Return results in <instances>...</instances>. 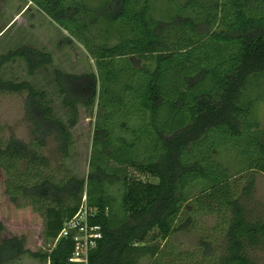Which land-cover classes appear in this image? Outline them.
Wrapping results in <instances>:
<instances>
[{
    "label": "trees",
    "instance_id": "obj_1",
    "mask_svg": "<svg viewBox=\"0 0 264 264\" xmlns=\"http://www.w3.org/2000/svg\"><path fill=\"white\" fill-rule=\"evenodd\" d=\"M29 1L67 31L69 41L84 46L96 73L54 69L67 124L44 92L0 78L2 90L26 93L32 125L29 144L15 138L0 144L4 192L15 207L29 206L42 218V237L52 244L32 251L25 236L9 235L0 239V262L27 253L39 264H83L68 260L71 238L54 239L85 193L95 210L90 222L101 231L86 264H138L146 256L150 264H173L183 255L167 241L197 213L216 221L201 234L202 257L195 264H256L250 252L264 251V219L250 218L242 199L254 186L253 171L264 172V130L251 119L248 95L250 83L264 78V0H187L175 4L169 25L150 14L147 0H102L95 7L88 0ZM100 21L121 26L123 34L98 42ZM15 57L30 71L51 62L48 53L21 46L0 55V65ZM78 105L91 116L96 107L89 171L86 178L68 171L55 178L44 172L43 137L53 133L65 151ZM126 109L137 120L133 140L121 135L125 124L116 121ZM226 144L248 160L243 185L212 157ZM128 168L156 181H143ZM110 176L121 181L117 205L106 188ZM200 180L208 185L191 198L186 191Z\"/></svg>",
    "mask_w": 264,
    "mask_h": 264
},
{
    "label": "rangeland",
    "instance_id": "obj_2",
    "mask_svg": "<svg viewBox=\"0 0 264 264\" xmlns=\"http://www.w3.org/2000/svg\"><path fill=\"white\" fill-rule=\"evenodd\" d=\"M147 1L149 2L150 14L169 25L176 14L175 4L187 0ZM88 2L90 6L95 7L102 0H88ZM123 32L121 26L100 21L94 30V35L98 42L112 43ZM172 34L174 35L173 31ZM68 35L67 31L29 0H0V55L26 46L46 52L51 57L50 63L32 71L24 59L15 57L0 65V78L3 81H26L35 90L44 92L51 102L53 113L65 124H67L68 112L61 105V96L58 94L53 79L54 69L71 74L96 73L94 59L79 41L75 39L69 41ZM144 65L152 68L153 62L146 60ZM248 95L252 100L251 119L257 122L260 129L264 130V78L250 83ZM25 101V92H8L0 88L1 145H4L11 138H15L24 144L30 143L32 125L25 113ZM93 110L91 116L82 105H78L76 123L68 128L70 141L65 151L61 149L59 141L55 139L53 133L43 137L44 145L41 152L47 161V167L44 170L46 174L51 173L55 178H59L65 171H68L77 178L87 177L92 152L96 107ZM116 121L118 124H125V128L119 130L121 135L128 140H133L135 137L134 127H137L135 115L126 109L117 115ZM135 146L139 148L138 144ZM140 154L139 150V157ZM212 157L222 165L228 176L241 178V185L245 183V177L249 173L248 160L239 149L234 148L231 144L222 145L214 150ZM128 171L143 181H156L155 177L146 173H139L133 168H128ZM253 175L254 186L248 197H244L242 202L250 218L264 219V172L253 171ZM207 185V181H197L188 187L186 193L192 198ZM106 188L114 198L115 204H119L122 190L121 181L110 176L106 179ZM191 217L193 223L173 233L167 241L173 253L183 255L174 259L173 264H180V262L195 264L197 260L201 259L199 239L202 232L211 230L216 221L215 215L197 213ZM0 219L4 222V231L0 234V239L9 235H23L25 236V247L32 251L52 245L49 240L44 242L42 237V218L33 212L29 206L17 208L8 200L4 192L1 170ZM154 242L160 246L164 244L159 237H156ZM218 251L216 250V252ZM250 253L256 264H264V251L262 249L255 248ZM186 254H192V257L189 255L187 257ZM150 261L151 259L146 256L141 258L138 264H150ZM39 263L37 258L27 253L0 262V264Z\"/></svg>",
    "mask_w": 264,
    "mask_h": 264
},
{
    "label": "built area",
    "instance_id": "obj_3",
    "mask_svg": "<svg viewBox=\"0 0 264 264\" xmlns=\"http://www.w3.org/2000/svg\"><path fill=\"white\" fill-rule=\"evenodd\" d=\"M95 210L87 205L86 196L83 195L75 214L67 219L54 239V243L59 237L71 238L73 250L68 258L70 262L87 263L89 252L97 245V240L101 237L100 227L90 222Z\"/></svg>",
    "mask_w": 264,
    "mask_h": 264
}]
</instances>
